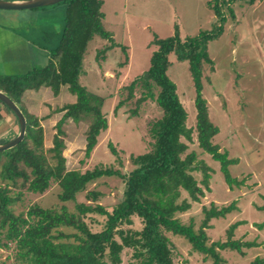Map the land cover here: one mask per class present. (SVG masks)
Masks as SVG:
<instances>
[{
	"label": "trees",
	"instance_id": "obj_1",
	"mask_svg": "<svg viewBox=\"0 0 264 264\" xmlns=\"http://www.w3.org/2000/svg\"><path fill=\"white\" fill-rule=\"evenodd\" d=\"M219 1L215 0V5H212L214 15L219 20L217 27L201 31L197 36L181 39L178 27L175 26L173 36L165 39L155 37L153 44L156 50L151 55L148 70L128 86L127 100L132 99L137 87H142L146 94L138 103L147 98L153 99L163 115L150 126L152 149L131 157L134 169L126 177L117 170L103 167H95L84 173L67 171L62 155L64 143L60 136L64 133L61 127L68 119L75 123L89 121L85 134V158L90 157L97 146L99 135L108 127L102 113L105 99L91 93L79 82L83 75L84 55L94 38L110 43L103 53L119 47L103 26L102 0L64 1L62 4L68 5L64 26L56 46L49 49L48 64L24 75L0 76V92L19 107L26 119L24 140L13 149L0 153V247L6 249L14 244L18 263L121 264V253L130 249L134 259L130 264H174L168 233L184 238L193 251L209 258L212 264H226L219 251H240L242 245L238 241H232L231 236L245 222H237L229 227V239L226 242L207 245L208 236L205 232L212 219L224 218L235 209L234 204L219 210L215 206L203 208L204 219L197 231L193 224L184 225L176 217L177 214L186 213L191 208V203H199L205 196V191L210 192L211 170L197 159L194 152L184 155L188 150V143L193 141V130L186 125V110L179 100L175 84L167 75L171 65L170 55H174L177 62L186 61L189 64L195 88L198 147L220 164L225 183L229 187L242 185V181L233 179L228 170L236 161L230 160L227 153L221 152L219 146L213 143L219 130L209 119L207 102L202 95L204 65L210 66L213 71L208 44L223 34L225 24ZM246 1L253 5L256 0ZM232 2L233 0H229L223 4L229 7ZM229 12L232 15L231 9ZM121 50L124 51L125 48L121 46ZM62 87H67L76 101L58 110L63 115L55 126L57 131L53 136V146L45 151L44 133L39 120L23 110L20 104L26 91L49 88L52 95L57 97ZM153 87L158 89L156 96L153 94ZM122 105L119 102L116 110ZM4 108L8 110L5 106ZM8 112L13 115L9 110ZM13 117L18 124L16 117ZM109 148L114 156L118 155L112 146ZM47 152L55 160L53 164L48 161ZM195 171L202 174L201 184L204 189L194 178L192 173ZM114 176L124 178L125 188L122 200L111 212L100 204L76 202V195L85 192L89 184L103 177ZM52 182L60 188L58 198L61 202L75 203V212H69L65 207L58 212L34 205L25 213L14 214L13 205L22 201L21 190L43 194ZM182 192L187 194L190 202L181 199ZM100 195L89 191L86 200L95 203ZM261 209L264 210V207ZM87 214L105 218L100 231L92 232L82 221ZM135 219L140 222L139 230L132 228ZM257 227L264 228V223ZM61 228L73 229L75 232L66 234ZM248 264H264V258L257 257Z\"/></svg>",
	"mask_w": 264,
	"mask_h": 264
},
{
	"label": "rangeland",
	"instance_id": "obj_2",
	"mask_svg": "<svg viewBox=\"0 0 264 264\" xmlns=\"http://www.w3.org/2000/svg\"><path fill=\"white\" fill-rule=\"evenodd\" d=\"M102 1L105 20L103 26L111 33L119 47L103 53L110 43L95 38L83 58L82 69L84 68L89 76L82 81L80 77L79 82L91 93L105 99L102 113L108 127L99 135L97 146L90 157L85 158V134L89 121L75 123L68 119L61 127L64 133L60 136L64 143L62 155L65 156L67 171L84 173L95 167H103L117 170L126 177L134 169L131 157L145 154L152 149L150 126L163 115L153 99L147 98L138 103L146 94L142 87H137L133 91L132 99L127 100L128 86L149 68L151 55L156 50L153 44L155 37L165 39L173 36L175 26L178 27L181 39L194 37L201 31H210L217 27L219 20L212 10L215 0ZM228 1L218 2L225 24L223 34L208 44L213 71L210 66L204 65L202 95L207 102L209 119L219 130L213 138V143L219 146L221 152H226L230 160L236 161L228 170L233 179L242 181V185L229 187L225 183L220 164L198 147L195 129V88L189 64L186 61L177 62L176 57L170 55L171 65L167 75L175 84L179 100L186 110V125L193 130V141L188 143V150L184 155L194 152L197 159L203 161L211 170L210 192L205 191V196L199 203H191V208L186 213L177 214L176 217L184 225L193 224L194 230L197 231L204 219L203 208L210 209L215 206L219 210L234 204L235 209L224 218L210 221V227L205 230L208 236L207 245L226 242L229 239V227L237 222H245L238 226L231 236L232 241H238L242 245L240 251L226 249L219 251V254L226 264H248L257 257L264 258V228L257 227L264 223V210L261 209L264 207V0H256L253 5L248 4L246 0H233L229 7L223 4ZM62 3L65 2L59 3L60 6ZM44 8L35 10L42 12ZM229 9L232 10V15ZM0 13L9 14L12 11ZM57 18L54 13L53 21ZM49 21L52 19L49 18ZM54 25L53 32L44 33L41 30L43 33L41 32L39 41L48 45L57 44V37L60 35L57 32L61 29V23L56 22ZM121 46L125 48L124 51ZM39 59L41 62V57ZM0 68L4 69L0 70V76H20L34 70L32 67L27 70L28 65L15 68L14 62H1ZM95 72H100L103 76L101 82L93 77ZM45 89L50 91L49 88ZM152 91L154 96L158 94L156 87H153ZM64 92V95L68 96V91ZM51 95H40L39 100L34 97L32 105L30 101H21L20 106L39 120L44 133L43 141L46 138L52 148V137L57 131L55 126L63 115V112L58 110L70 102L67 98L61 101L52 100ZM119 102L123 105L116 110ZM10 118L12 119L2 122L1 128L15 127L14 117ZM52 133L54 134L51 135ZM13 135L16 136V133ZM13 137L10 136L8 141H5L9 142L15 138ZM109 146L114 148L117 156L110 152ZM44 149L47 151L50 148H45L44 143ZM46 157L52 164L55 162L50 153L47 152ZM192 174L204 189L201 184L202 174L197 171ZM124 188V178L103 177L89 184L85 192L77 194L76 202L86 205L100 204L111 212L122 200ZM89 191L101 194L97 202L90 203L86 200ZM20 192L23 194L22 201L13 205L16 215L25 213L34 205L58 212L65 207L69 212H75V203L59 200L60 188L55 182H52L43 194H32L25 190ZM181 199L190 202L185 192H182ZM104 220V217L96 214H87L82 218L92 232L100 231ZM132 228H141L137 219L134 220ZM60 230L66 234L75 232L67 228ZM167 237L172 245L174 264H212L209 258L193 251L184 238L170 233ZM120 257L121 264L134 262L130 249L123 250ZM0 264H20L16 261L14 244H10L6 249L0 247Z\"/></svg>",
	"mask_w": 264,
	"mask_h": 264
},
{
	"label": "crops",
	"instance_id": "obj_3",
	"mask_svg": "<svg viewBox=\"0 0 264 264\" xmlns=\"http://www.w3.org/2000/svg\"><path fill=\"white\" fill-rule=\"evenodd\" d=\"M4 1L23 2L26 0H4ZM103 6L104 3L101 8L102 12H103ZM67 8H68L67 4H62V6H60V4H57L53 6V8L49 7L42 9L41 10L42 12H39V10H33V11L31 10L25 12L12 11V13L9 14L0 13V21H1L0 22V63L8 62L10 64V62H14L15 68L20 67L21 65L22 66L28 65L29 68L27 70H29L31 67L34 69L45 67L50 60L49 49L54 48L56 46V43H53L52 45H48L47 43H42L41 41H39L38 38L41 32L43 33V31L44 33H47V31L53 32L54 28L52 27H55L54 24L56 22L61 23V29H59V32H57L61 34L64 26V21L66 18ZM54 13L57 15L58 18L53 21ZM49 18H51L52 21H49ZM104 21L105 20H103V22ZM51 22L53 23L52 25L54 26L49 25V23ZM59 37L57 38L59 39ZM94 39L91 42H93ZM40 57H41V62L39 59ZM85 57L86 56L84 55V58ZM83 64H84V60H83ZM0 70H4V69L0 68ZM83 71H84L83 75L80 76L81 77L80 81L86 79L89 76V73L86 72L84 68ZM93 77H95L97 81L99 79L100 82L103 79V76H101L100 72L98 73L95 72V74L93 73ZM63 91H67V87H62L60 90V94L57 97L51 95V99L61 101L62 99L67 98L70 102L67 104L75 103L76 101L74 100L75 97L70 95L69 92H67L68 96L64 95L65 92L63 93ZM49 94H52L51 90L49 91L45 88H41L38 91H26L22 97V101L25 100L28 102L30 101V104L32 105L34 101V97L35 98L38 97L39 100L40 95H49ZM11 115L12 114L9 113L7 110H5L4 106L0 104V142L1 143L5 142V140L8 141V138L10 136L15 137V135H13L14 132L16 133V136L18 134V124L16 121L14 124L15 127L10 126L9 128L7 127L8 129L1 128L3 121L12 119L10 117H12L13 115L12 116ZM13 120H15V118H13ZM53 134L54 133H52L51 135ZM46 140L47 139L45 138L44 140L45 148H51V143H47Z\"/></svg>",
	"mask_w": 264,
	"mask_h": 264
},
{
	"label": "water",
	"instance_id": "obj_4",
	"mask_svg": "<svg viewBox=\"0 0 264 264\" xmlns=\"http://www.w3.org/2000/svg\"><path fill=\"white\" fill-rule=\"evenodd\" d=\"M67 0H26L23 2L0 0V10L2 11H27L57 5ZM0 103L4 105L18 121L19 131L17 136L11 141L0 145V153L8 151L20 144L26 133V119L19 107L4 93L0 92Z\"/></svg>",
	"mask_w": 264,
	"mask_h": 264
}]
</instances>
